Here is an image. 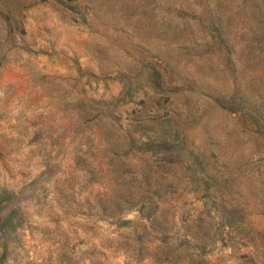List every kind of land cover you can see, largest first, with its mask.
I'll use <instances>...</instances> for the list:
<instances>
[{"label":"rangeland","instance_id":"374dc122","mask_svg":"<svg viewBox=\"0 0 264 264\" xmlns=\"http://www.w3.org/2000/svg\"><path fill=\"white\" fill-rule=\"evenodd\" d=\"M0 264H264V0H0Z\"/></svg>","mask_w":264,"mask_h":264},{"label":"trees","instance_id":"16d2710c","mask_svg":"<svg viewBox=\"0 0 264 264\" xmlns=\"http://www.w3.org/2000/svg\"><path fill=\"white\" fill-rule=\"evenodd\" d=\"M72 7V6H71ZM77 8V7H74V9ZM156 71V70H155Z\"/></svg>","mask_w":264,"mask_h":264}]
</instances>
